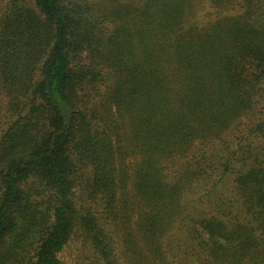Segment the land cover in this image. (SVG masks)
Segmentation results:
<instances>
[{"label":"trees","instance_id":"16d2710c","mask_svg":"<svg viewBox=\"0 0 264 264\" xmlns=\"http://www.w3.org/2000/svg\"><path fill=\"white\" fill-rule=\"evenodd\" d=\"M0 264H264V0H0Z\"/></svg>","mask_w":264,"mask_h":264},{"label":"rangeland","instance_id":"374dc122","mask_svg":"<svg viewBox=\"0 0 264 264\" xmlns=\"http://www.w3.org/2000/svg\"><path fill=\"white\" fill-rule=\"evenodd\" d=\"M87 252L81 238L75 237L68 243L57 258L62 264H89V260L86 261L85 259V256H88Z\"/></svg>","mask_w":264,"mask_h":264}]
</instances>
